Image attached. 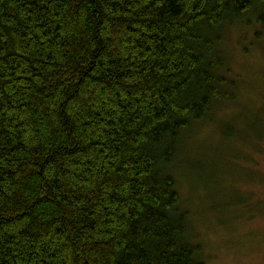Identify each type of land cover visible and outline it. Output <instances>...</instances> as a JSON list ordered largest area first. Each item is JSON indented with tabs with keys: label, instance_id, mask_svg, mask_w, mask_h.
I'll list each match as a JSON object with an SVG mask.
<instances>
[{
	"label": "trees",
	"instance_id": "1",
	"mask_svg": "<svg viewBox=\"0 0 264 264\" xmlns=\"http://www.w3.org/2000/svg\"><path fill=\"white\" fill-rule=\"evenodd\" d=\"M249 15L264 0H0V264H206L174 166L238 99L219 46ZM243 107L219 132L251 162Z\"/></svg>",
	"mask_w": 264,
	"mask_h": 264
},
{
	"label": "rangeland",
	"instance_id": "2",
	"mask_svg": "<svg viewBox=\"0 0 264 264\" xmlns=\"http://www.w3.org/2000/svg\"><path fill=\"white\" fill-rule=\"evenodd\" d=\"M219 51L239 79L238 99L219 103L186 134L174 166L178 188L206 264H264V157L245 148L251 162L235 161L219 132L223 117L240 114L245 103L250 110L264 108V27L251 15L226 26Z\"/></svg>",
	"mask_w": 264,
	"mask_h": 264
}]
</instances>
